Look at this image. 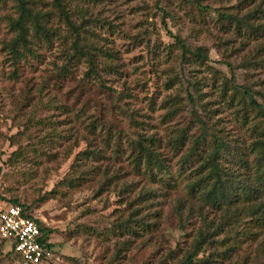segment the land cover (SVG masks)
I'll return each instance as SVG.
<instances>
[{"label":"rangeland","instance_id":"rangeland-1","mask_svg":"<svg viewBox=\"0 0 264 264\" xmlns=\"http://www.w3.org/2000/svg\"><path fill=\"white\" fill-rule=\"evenodd\" d=\"M29 1L50 33L31 29L18 57L16 2L0 0V202L48 230L44 264H181L205 226L227 222L190 192L214 135L251 160L264 130V0H61L76 31L56 0ZM140 143L169 177L135 163ZM232 222L196 264H264V228ZM10 252L0 237V264H19Z\"/></svg>","mask_w":264,"mask_h":264},{"label":"trees","instance_id":"trees-1","mask_svg":"<svg viewBox=\"0 0 264 264\" xmlns=\"http://www.w3.org/2000/svg\"><path fill=\"white\" fill-rule=\"evenodd\" d=\"M14 1L16 2L19 16L12 22V28L17 34L16 38L13 40L11 50L14 55L21 57L20 48L27 52L30 51L29 45L31 41L29 35H31V29L38 35H49L50 30L47 26L42 24L43 21L48 22L45 15L43 16L37 13L30 6L29 0ZM56 2L67 24L76 31L74 25L70 22L68 14L63 8L61 0H56ZM79 40L80 38L77 37L73 44L76 54L87 55L91 73L97 74L94 55L86 52L84 46L80 45ZM177 42L184 55H190L195 59H200V61L208 59L207 50L205 48H199L193 51L186 46L179 37L177 38ZM250 102L258 107L260 106L257 105L254 100H250ZM255 131L259 132V136L249 145L252 157L251 160L247 158L242 144H237L227 138L214 135L212 149L207 153V157L204 159V163L200 168L202 175L191 184L190 192L194 196L200 195L199 199L201 203L208 206L210 209H214L216 212H224L227 216V222L226 225H220L212 231L209 227L205 226V228L198 233L196 241H194V251L189 252L185 259L182 260L181 264H196L195 261L199 254L204 251V246L213 245L216 236L223 233L228 226L230 227L236 223L232 222L233 219H235V221H237L238 217L250 219L251 228H264V130L260 132L261 130L259 131L256 127ZM206 135L207 133L205 132L202 135V139ZM200 143L201 141H198L196 144L197 146L190 150V158L199 154L197 151L200 149ZM135 152L137 153L135 163L144 166L148 174L160 177L162 176L160 173H162L166 177H169L170 173L168 169L160 159L159 154L153 148L140 143L135 149ZM228 164L234 165L235 169L229 168ZM72 181L73 180H71L70 183H72ZM172 184L173 182H171L170 185ZM13 205L21 206L28 217L33 218L28 206L19 203L17 200L13 202ZM231 216L233 217L232 220L230 218ZM37 223L41 226L43 233L42 244L49 250H52V245L48 241V230L42 227L41 222L37 221ZM140 227L143 231L146 229L143 225H140ZM128 229L130 231L133 230L131 227H128ZM249 235H251L253 239L258 236V234ZM222 243L224 242L220 244L222 245ZM10 253H13L15 256L13 247ZM224 255L225 257L230 256L228 249L223 253V257ZM15 257L19 262V258L17 256ZM207 264L210 263L207 262Z\"/></svg>","mask_w":264,"mask_h":264},{"label":"built area","instance_id":"built-area-1","mask_svg":"<svg viewBox=\"0 0 264 264\" xmlns=\"http://www.w3.org/2000/svg\"><path fill=\"white\" fill-rule=\"evenodd\" d=\"M0 237L13 247L20 264H44L52 256L42 244L41 226L21 206L0 202Z\"/></svg>","mask_w":264,"mask_h":264}]
</instances>
